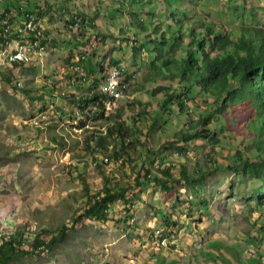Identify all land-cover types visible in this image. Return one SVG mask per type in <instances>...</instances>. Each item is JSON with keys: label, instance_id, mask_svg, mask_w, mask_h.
Wrapping results in <instances>:
<instances>
[{"label": "rangeland", "instance_id": "1", "mask_svg": "<svg viewBox=\"0 0 264 264\" xmlns=\"http://www.w3.org/2000/svg\"><path fill=\"white\" fill-rule=\"evenodd\" d=\"M178 1L172 2L170 11L176 9L178 19L183 18V14L179 12L188 14L186 20L189 21L182 27L183 34L188 32L187 27L199 26L203 22H220L225 30L230 32L239 24L233 15L236 9L243 14L244 25L264 28V0ZM65 2L70 4L68 0ZM156 2L157 0H150L151 6L144 2L141 7L144 6L147 10L151 7L154 15L158 16V9L166 5L163 3L155 5ZM60 3L61 1L52 2L50 9L44 8L46 14L43 19L48 38L47 51L33 57L32 62L25 66L10 68L6 63L0 65V72L12 78L10 84L0 79V234L7 232L6 229H1L2 225L8 226V234L23 232L24 241L20 249L31 251L36 236H40L45 243L52 236H56L61 227L69 229L63 239L53 247L49 249L40 247L38 254L19 257L8 264H163L176 256H170V258L154 256L153 247L157 242L153 238V231H162L163 235L169 239L178 233V229L171 228L173 222L180 227L188 223V229H191V232L187 233L192 235L194 233L192 224L196 225L202 221L197 225L200 233L195 234L193 243L187 246L183 244V252L177 257V261L180 260L179 264H198L195 261V252L203 247L200 239L211 236L213 232L216 237L229 239L228 246L236 240L235 236L238 233L240 241H247L250 237L253 241L255 238L262 237L264 233L260 230L264 226V207H258L257 211L251 210L249 214L248 207L245 205V202H248L246 204L256 207L257 202L252 201L251 195L258 193L260 183L246 178L247 176H242L240 170L236 173L232 169L215 170L212 164V158L217 159L216 163L219 166L224 164L225 160L222 157L226 155L232 158L236 150L242 153L240 155L242 161L249 158L253 161L254 151L248 152V148H244L251 144L256 129L246 122L247 113H235L221 117L216 131L221 133L222 141L216 148H211L204 142L188 144L187 149L193 153V160L198 161L194 165L189 157H183L184 160L189 159L185 167L188 169L189 176L193 177L195 173V178L198 175L197 170H203L205 180L201 190L206 192L207 198L198 199L196 193L200 188L195 184L194 196L193 188L182 181L173 187L176 190L170 195L161 191L168 195L167 197L160 195L156 197L158 188L154 184L145 185L142 189L137 187L135 182L137 178L143 176V168L154 163L151 176L156 175L157 162L163 157L172 155L175 148L179 147L178 143H173L171 140H164L168 143L163 144L162 138L173 139V135H178L181 131L179 122L183 117H179L176 112L171 114L169 119L165 115L163 119L157 121V126L152 130L149 129V126L153 124V118L159 112L161 98L153 97L151 93L153 88H157L158 85L155 84L159 80L156 83L141 81L148 73V67H141L142 70L139 71L136 69L139 74L136 79L138 81L133 83V91L128 92L126 97L116 102L110 111L104 110L102 117L92 115L94 107L86 109L84 114H78L77 106L71 102L72 97H84L86 91H77L75 85L71 86L68 81L71 79L69 77L71 74L68 73L72 70L71 60L73 58L81 55L92 56L93 50L96 55L92 56V60L100 62L103 68V64L111 65L113 60L125 61L132 68L130 53H126L127 49L132 48L133 45L145 44L144 39H155V37H149L148 32H137L134 27H129L130 34L128 35L131 45L128 44L123 48L120 45L116 47L115 41L109 34H106L108 39L100 46L98 32H102L103 28L96 32L88 27L85 33H88L86 38L81 42L79 37L80 41L74 42H81V44L74 45L75 43L72 42V44L71 40L77 36L78 27L69 28L71 18H73L69 14L70 7L65 5L64 13L59 12L57 5ZM3 7L0 6V10ZM111 8H114V3ZM115 9L118 10L116 19H121L126 26L130 18L128 15L120 18V15L121 13L125 15L129 11L136 13L137 19L132 20V25L138 22L145 26L149 24V18H146L145 12L140 14L131 0L116 5ZM95 10L92 6V14H95ZM111 11L112 9H109V12ZM109 12L106 17L108 20L113 19V15ZM166 14L165 11L160 15L161 18H157L159 22L161 21L163 26L161 28L164 32H166L164 19ZM232 20L234 21L231 24ZM101 21L97 24L102 25ZM133 36L137 39H133ZM170 36L167 33L169 42H171ZM157 40L160 41V34ZM93 43H98L97 48H102L94 49ZM147 45L144 59L145 64L149 66L156 55L153 47L157 46ZM152 58L153 60L150 61ZM78 72L81 73V71ZM97 72L95 77L91 79L86 77V79L90 82V80L94 81V78L103 77ZM102 80L100 79L97 86ZM194 101L189 95L187 108L189 109V106L193 104L198 108L196 118L197 112L209 108L210 102L202 104L200 98H196L197 103ZM117 110L120 111V120L124 122L125 144H130V146L126 148L118 161L113 157L112 160L104 163L102 155L92 156L90 152H85L84 140L92 132L105 134L109 126L115 131L112 118ZM109 117L111 119L105 121ZM80 120L85 127L80 126ZM165 120H169L170 123L167 125ZM37 127L41 132H37ZM185 131L187 132L186 129ZM112 147L116 148L117 144L113 138H110V146L106 153L111 152L112 155ZM224 148L225 151H221ZM172 156L173 159L177 158L176 154ZM94 159L100 166L103 165L102 170H99L100 166L94 164ZM170 162L172 161L167 160L162 163L166 167ZM178 165L175 164V176L179 172ZM207 170L210 171L209 175ZM100 171L105 177L112 181L116 180L127 188L125 197L130 199V203L125 204L118 200L109 205L105 222L82 219L71 227V223L80 211L86 208L84 184L87 185L90 195L102 189L104 183ZM228 183L233 184V191H227ZM212 191L219 192L218 197L214 199L210 197ZM221 195L227 196L228 199L227 204L229 205L225 206V212L218 210L223 205L218 203ZM249 197L251 199H248ZM201 200L209 205L207 209L204 206H198ZM211 200H215L214 203H211ZM240 206L248 215L243 221L238 220L239 214L235 213L236 208ZM198 209L202 210L199 212ZM161 211L165 216L158 218V213ZM144 216L152 220L155 218L153 230L141 225L139 220ZM175 216H178L177 221L173 220ZM183 232L186 233V230L184 229L178 238H182ZM261 244L264 250L262 241ZM238 249L241 250V247ZM250 254L259 256V253L255 254L252 249H248L247 256ZM261 255L264 256L260 253ZM239 257L241 263L249 264L244 261L243 256ZM207 263L204 261L201 264ZM250 264L253 262L251 261Z\"/></svg>", "mask_w": 264, "mask_h": 264}, {"label": "trees", "instance_id": "2", "mask_svg": "<svg viewBox=\"0 0 264 264\" xmlns=\"http://www.w3.org/2000/svg\"><path fill=\"white\" fill-rule=\"evenodd\" d=\"M0 1V6H4V8L0 10V51L15 42H19L22 46H30L36 40V30H32L31 32L24 30L26 24L30 20H33L32 25H36L35 22L38 25L41 23L43 27V39L40 40V44L47 45V31L43 25L44 14H46L44 8L47 7L50 9V3H43V1L46 2L47 0H36L37 2L35 5L30 3L31 0ZM71 1L75 7L76 4L74 2L76 0ZM126 1L127 0H86L84 2L85 4L93 5L96 9L95 14L90 13L89 20L79 17L80 22L74 19H77V16L71 18V26H76V28L78 27L82 31H86L89 27L93 29L92 31L95 30L98 32L99 29L103 28L102 32H98L100 46L108 39L106 34H109L111 39L115 41L116 47L120 45L123 48V46L130 44L131 40L127 32L128 26L130 28L134 27L137 32H148L149 37H155V39H146L148 40L146 42L141 36V38L144 39L143 43L146 45H133L132 48L127 49L126 53H130L131 67L135 70L130 68L127 62H117L115 60L111 62V65L109 63L106 64V66L103 64V68L100 62H94L92 60V56L96 55L95 50L92 51V56H78V60L73 62L71 66V72L68 73L69 75L71 74L69 76L71 79L68 80L70 85H75L74 87L77 91H86L84 97H72L71 102L74 106H77V113L84 114L86 109L94 107L95 110L92 112V115L102 117L104 110L110 111L111 107L119 101L116 100L111 102V106L107 108L104 103L106 99L99 92V88L97 89L100 79L102 80L106 77L107 71L111 66L120 62L125 63L127 72L134 76L133 83L138 81L136 80L137 74H139L137 71L142 70L141 67H148L149 71L148 73L146 72L147 74L143 76L141 81L144 83H156L157 80H159V82L155 84L158 85L157 88H153L151 93L153 97L161 98L159 102V112L156 113V116L153 118V124L149 126V129L152 130L157 126V121L163 119L165 115H167V119H169L168 117H171L176 112L179 117L183 118L180 120L181 122H179L181 131H179L180 133L178 135H173V139L167 137L162 138L163 144L168 143L166 142L167 140L178 143L177 146L179 147H176L172 154H176L177 158L173 159L172 155L163 157L161 161L157 162V172L154 176H151L154 163H150L147 168H143V176L137 178L135 185L142 189L145 185L154 184L158 188L157 193L165 192V194L166 192L169 194L170 192H174L176 189L173 187H176L181 181L184 184H188L193 189L195 188V184L199 188H202V183H204L205 180L203 170L200 171L198 169V175L195 178V173L193 177L189 176L188 169L185 167L189 159L193 161L192 163L194 165H196L195 163L198 161L196 159L193 160V153L187 149L188 144L191 142H204L210 145L211 148H216L222 141L221 133L216 131L221 117L234 115L235 113H247L248 119H246V122H249L251 126L256 129L251 144L244 146V148H248V152L254 151L252 154V157L254 156L253 161H251L250 158L242 161L240 156L242 153L236 150V152L232 154V158L226 155L222 157L225 160L224 164L219 166V164L216 163V158H212V164H214L215 170H221V168L227 170L232 169L234 173L240 170L242 176H247L246 178L259 182L260 187L258 193H253L251 196L253 197L252 201L257 202L256 208H263L264 28L258 26H244V24L241 23L237 28L228 32L220 22H203L199 26L191 25L187 27L188 32L183 34L182 27L189 21L186 20L188 14L179 12L183 14V18L178 19L177 10L174 9L170 11L172 2H179L178 0H157L155 5H161V3L166 5L164 8L158 9V16L154 15V12L151 11V7L150 10H147L144 6L141 7V4L144 2L150 4V0H131L136 9L140 11V14H142L143 11L145 12L144 15L146 18H149V24L145 26L141 22H138L132 25V20L136 21L137 19L136 13L129 11L125 15L123 13L120 15V18L121 16L125 17L127 15L128 18H130L129 24L126 26L121 22V19H116L118 10L115 9L116 5ZM246 1L247 0H244V2ZM112 3H114V8L109 12ZM102 5L105 6L106 9L103 8ZM129 10H131V8ZM165 11L167 13L164 18L166 22V32L161 28L163 27L161 21L159 22L157 19L161 18L160 15L164 14ZM108 12L113 15V19H106ZM62 13H64V11H62ZM102 13H104L103 16H105L101 21L102 25H97L98 19H100ZM233 15L235 19H240L243 14L236 9V13ZM231 22H233V20ZM109 27L111 28L104 33V28ZM151 28L152 31L150 32ZM167 33L171 35V42L167 41ZM159 34L160 41L158 42L157 37ZM133 39H137V37L133 36ZM147 44H155V46H157L155 48L153 47L156 55H154V60L153 58L150 60H153V62H151L149 66L145 64L146 62L144 59L146 55L145 47L148 46ZM92 46L96 49L98 43H93ZM101 48L98 47L97 49ZM87 64L89 66H87ZM19 66L22 65L15 63L12 64L11 68H17ZM78 71H81V73L79 74ZM96 71H98V74H102L103 77L99 79L94 78V81L90 80L89 82L86 77L90 79L95 77ZM0 79L10 84L12 78L11 76H4L0 72ZM86 82L89 84L86 85ZM133 83L131 84V91H133ZM48 94H50V92H48ZM189 95L191 99L195 100L194 102H196V98H200L202 104H209L207 101L210 102L209 108H204L202 112L198 111L196 118L195 114L198 108L195 107L194 104L189 106V109L187 108V99ZM110 119L111 117L105 119V121ZM112 119L114 120L115 131L109 126L105 134L92 132L84 140L85 152H90L92 156L102 155L104 163L105 161L108 162L112 160L113 157L118 161L119 157L125 153L126 148L130 146V144H125L124 122L120 120L119 110H117V113L114 112ZM164 122L167 125L170 123L169 120H165ZM79 124L81 127H85V124L81 120ZM37 132H41L38 127ZM110 138H113L117 144L116 148H111L112 155L111 152L106 153L110 146ZM118 149L120 150L118 151ZM221 151H225V148ZM183 157H189V159L184 160ZM167 160L172 162L168 163L165 167L163 163ZM236 160H238V162ZM93 162L96 166H100L95 159ZM176 163L179 164L177 176H175L174 170ZM102 166L99 167V170H102ZM209 172L210 171L207 170L208 175ZM101 173L104 184L98 193L90 195L87 185L84 184L86 208L80 211L78 216L71 223V227L82 219L105 222L108 217L107 210L109 205L118 200H121L125 204L130 203V199L125 197L127 188H124V186L116 182V180L112 181V179L105 177L103 172ZM170 183H172V185H170ZM233 187L232 183H228L227 191H233ZM248 199H251V197ZM126 211L129 212V210ZM126 222H128V220ZM68 229V227H61L56 236H52L50 240L45 243L40 236H36L33 240L31 251L20 249L21 243L24 241L23 232L9 234V238H3L0 241V264H8L19 257L38 254L39 252L37 251H39L40 247H43V249L53 247L63 239ZM6 230L9 232V229Z\"/></svg>", "mask_w": 264, "mask_h": 264}, {"label": "crops", "instance_id": "3", "mask_svg": "<svg viewBox=\"0 0 264 264\" xmlns=\"http://www.w3.org/2000/svg\"><path fill=\"white\" fill-rule=\"evenodd\" d=\"M59 1H61V3H60V5L59 4L57 5V7H59L58 11L62 12L65 9V5H68L65 2V0H47L46 2L43 1V3L44 4H49V3H52V2L56 3V2H59ZM85 1L86 0H77V1H75L74 3L76 4V6L78 7V5H80V7L79 8H74V4L72 3L71 0H69V2H70V4L68 5V7H70L69 14H70L71 17L77 16V20H79V22H80V18L79 17H81V18L83 17L85 20L86 19L89 20V14L92 13V6L93 5L91 6L89 4H85L84 3ZM36 2H37L36 0H31L30 1V3L34 4V5H35ZM102 7L105 8V6H103V5H102ZM111 9H113V8H111ZM103 15H104V13H102L100 19H98L99 22L101 20H103V17H102ZM43 25L45 27V23L44 22H43ZM69 25L71 26V24H69ZM108 29L109 28H105V30H108ZM127 32L130 34L129 26L127 27ZM76 33H77V36L75 37V39L71 40V43L72 42L75 43L74 41H80L78 39L79 37L81 38V42H82L83 39L86 38L85 36L88 35V33L85 34L86 33L85 30L82 31L79 28H77V32ZM81 42L75 43L74 45L81 44ZM76 60H78V57L73 59V60H71V62L73 63ZM87 66H89V65L87 64ZM101 82H100V84H101ZM100 84H99V86H100ZM99 86H98V88H99ZM192 192H193V194L195 196V188L192 189ZM171 193L172 192H170V194ZM208 193H210V191H208ZM159 195L162 196V197H167L168 196V195H165L163 193L162 194L157 193L156 197L159 196ZM218 195H219V192L215 193V191H212L210 197H213V199H214L216 196L218 197ZM196 196H197L198 199H203V197H206V198L208 197L206 192L204 193L201 190V188L196 193ZM178 197H179V195H178ZM218 199H219L218 203L223 204V205H221L218 208V210H221V211L225 212L226 211L225 206L229 205V204H227V202H228L227 196L221 195L220 198H218ZM214 201L215 200H211V203H214ZM245 205H247V207H248L249 214H250L251 210H254V211L258 210L255 206H252L250 204H246V202H245ZM198 206H204L205 209H207L209 207V205H206L205 203H203V200H201L200 205H198ZM232 209H234V208H232ZM236 209L237 210H235V213L239 214L237 219L243 221L244 218L246 216H248V215L245 214L246 211L243 210V208L241 206L236 208ZM198 210L200 212L202 209H198ZM207 212H208V210H207ZM193 215L194 214H192V216ZM161 216H165L162 211H161V213H158V218H160ZM144 217L143 218L141 217L140 220H139L141 225H144L146 228L155 226V222H154L155 218H154V220H152L150 218H147L146 216H144ZM173 220L177 221L178 220V216H175L173 218ZM200 221H201V216H200ZM201 223H202V221L199 222L198 224H201ZM198 224H196V225L192 224V228L194 230V233H192V235H190L188 233L191 232V229H188L189 228V226H188L189 224L188 223L185 224V226L180 227L178 224H176V222H173L171 224V228L178 229V233H177V235L171 236L170 239H172V242L177 244V245L175 244L176 248L180 249V251H178L177 249H174L175 248L174 246L170 247V248H165V249L156 248V246H154V247L152 246L153 250H154L153 251L154 252V256H168V258H170V256H176V258H174V259L170 258L169 260H167L164 263H166V264H179L180 260L177 261V257L181 256V254H182L183 244L186 245V246L187 245H191L193 243V241L195 240V234L196 233H200V228L197 226ZM2 226H4V225H2ZM262 228L263 229L260 230V231H262L264 233V226H262ZM182 229L183 230L185 229L186 233L183 232V236L180 239V238H178V235H182V231H183ZM235 237H236L235 238L236 240H234V242H232V244H230V246H228L229 244L227 242L229 239H226L225 237L224 238L223 237H216L214 232L211 234V236L202 237L200 239V242L203 244V247H201V248L196 250V252H195V261L198 262V264L204 263V261H207L208 262L207 264H244V263L240 262V257H239V256H243L244 261L248 262L249 264L251 263V261L253 262V264H264V256L263 255L260 256V253L264 254V250L262 249V244H261V241L264 243V235L262 237H260L259 239L255 238V240H253V241H252V237H250V239L247 238V241H240V234L239 233ZM239 247H241V250L238 249ZM248 249H252L255 252V254L259 253V256L253 255V254H250L249 256H247ZM184 252H185V248H184ZM149 253L152 254L151 251H149ZM236 253H238V254L235 255ZM231 255H235V256H231Z\"/></svg>", "mask_w": 264, "mask_h": 264}, {"label": "built area", "instance_id": "4", "mask_svg": "<svg viewBox=\"0 0 264 264\" xmlns=\"http://www.w3.org/2000/svg\"><path fill=\"white\" fill-rule=\"evenodd\" d=\"M32 23L33 20H30L26 24L24 30L30 32L32 30H36V40L30 46H22L21 44H19V42H15L5 47L0 51V60L2 62L0 65L6 63L7 66L11 68L12 64L16 63L18 65L21 64L22 66H25L32 62L33 57L42 55L47 51V45L40 44V40L43 39V27L41 23L39 25L36 22V25H32ZM133 80L134 76L130 75L127 72L125 63L120 62L114 66H111L107 71L106 77L102 80L99 86V92L106 99L104 101L105 106H110L112 104L111 102L123 99L131 89ZM149 228L152 230L154 229L153 227ZM1 229H8V227L4 225L3 227H1ZM153 234V238L157 242L155 244L156 248L165 249L174 246V249H177V244L172 242V239H168V237H165L162 231H153ZM3 238H9V234L7 232L5 234H0V241ZM177 250L180 251V249Z\"/></svg>", "mask_w": 264, "mask_h": 264}, {"label": "clouds", "instance_id": "5", "mask_svg": "<svg viewBox=\"0 0 264 264\" xmlns=\"http://www.w3.org/2000/svg\"><path fill=\"white\" fill-rule=\"evenodd\" d=\"M234 21V20H233ZM236 21L237 22H239V24L237 25V27L241 24V23H243V21H242V17L240 18V19H236ZM233 22H231V24H232ZM244 26H246V25H244ZM69 28L70 29H75L76 28V26H74V27H72V26H69ZM130 91H131V89L128 91L129 93H130ZM129 93H127V94H129ZM126 94V95H127ZM126 95H125V97H126ZM121 100V99H120ZM111 106V105H110ZM110 106H106L107 108H109ZM255 205H257V204H255Z\"/></svg>", "mask_w": 264, "mask_h": 264}]
</instances>
